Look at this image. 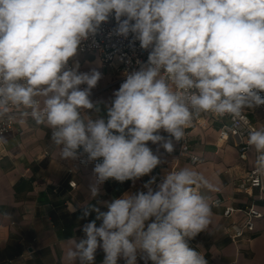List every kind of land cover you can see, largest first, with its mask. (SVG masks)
<instances>
[{
	"label": "clouds",
	"instance_id": "obj_1",
	"mask_svg": "<svg viewBox=\"0 0 264 264\" xmlns=\"http://www.w3.org/2000/svg\"><path fill=\"white\" fill-rule=\"evenodd\" d=\"M110 17L108 36H131L148 55L124 71L102 113L90 99L102 65L80 71L77 57ZM262 92L264 0H0V122L45 126L60 159L86 166L102 158L78 205L81 219H96L83 225L85 238L67 240V264H95L98 247L103 264H137L138 253L144 264H208L189 246L213 215L198 190L212 185L194 167L166 171L158 184L152 177L146 191L103 202L107 211L92 201L109 179L134 182L161 165L148 142L171 154L206 113L247 123ZM245 143L264 176V126H249ZM67 210L77 207L67 202Z\"/></svg>",
	"mask_w": 264,
	"mask_h": 264
},
{
	"label": "crops",
	"instance_id": "obj_2",
	"mask_svg": "<svg viewBox=\"0 0 264 264\" xmlns=\"http://www.w3.org/2000/svg\"><path fill=\"white\" fill-rule=\"evenodd\" d=\"M77 59L80 71H88L98 63L102 65L96 51L79 54ZM99 70L102 78L92 89L90 99L101 102L104 113L105 106L110 104L114 91L123 81H115L112 68L102 66ZM260 94L264 97V93ZM248 115L255 127L264 126V105L249 110ZM219 126L218 121L210 123L207 120L206 126L188 130L189 145L200 158L196 165L186 158H178L179 143L174 142V152L169 154L162 147L157 153L159 146L148 142L153 152L161 157V165L134 182L109 179L100 185V203H92L100 211H107L103 202H111L125 192L146 191L143 188L146 182L156 177L158 184L165 172L175 166H192L212 185L198 190L208 200L213 215L208 230L191 239L189 246L203 253L208 264H264V217L256 220L249 240L233 242L227 231L231 219L222 215L224 206L241 207L248 201H255L264 210V205L256 198L257 190L253 192L254 197L233 190V182L253 167L255 151L250 148L241 157L231 140L219 142ZM161 134L168 135L162 130ZM0 137L6 141L0 144V264H67L64 257L67 240L85 238L83 225L96 219V212L81 219L82 209L78 205L88 198L90 186L95 183L94 166L102 162V158L86 166L78 160L60 159L51 143L50 131L31 118L24 125L15 123L12 130ZM70 181L76 183L74 188L68 185ZM217 198L223 203L212 205V200ZM67 202L77 207L76 212L67 210ZM96 222L97 226L101 223ZM140 255L138 253L137 264H144ZM104 258L105 253L98 247L95 264H103ZM117 264H125L124 258H118Z\"/></svg>",
	"mask_w": 264,
	"mask_h": 264
},
{
	"label": "built area",
	"instance_id": "obj_3",
	"mask_svg": "<svg viewBox=\"0 0 264 264\" xmlns=\"http://www.w3.org/2000/svg\"><path fill=\"white\" fill-rule=\"evenodd\" d=\"M115 26L116 21L113 17H110L107 22L102 24L100 31L94 39L90 38L88 41L84 42L82 51L79 54L96 51L99 55L102 66L114 70L115 81L117 82L124 80L123 73L125 70H131L134 67H138L136 65V60L146 62L148 53L140 48L138 41H135L134 43L131 42V36H129L128 39L117 37L115 35L109 37L108 33H110ZM244 117L247 120V123L243 120L234 123L228 116L216 117L211 113H207L206 116L202 114L186 129L185 138L179 143L177 152L178 158H186L192 165H196L200 161V158L193 153L189 145L188 130L194 126H206L207 120L210 123L216 121L220 123L218 128L219 142L225 143L231 140L238 149L240 156L243 157L250 149L245 143L248 127L254 126L248 112H245ZM14 124L15 122L10 121L0 122V136L12 130ZM175 168L177 167L175 166L174 169ZM68 185L71 188H74L76 183L70 181L68 182ZM233 190L236 193L250 197H254L253 192L254 190H257L256 198L262 202V205H264V176L257 175L254 172V167L248 170L241 178L236 179L233 182ZM222 203V199L219 198L214 199L211 202V204L215 206L221 205ZM262 208H264V206H262ZM222 215L227 219H231L227 226V231L229 232L231 240L233 242L240 240L247 241L249 240L251 233L254 231L256 220L264 217V210L260 209L255 201H248L241 207L224 206ZM234 215H236V218L233 217Z\"/></svg>",
	"mask_w": 264,
	"mask_h": 264
}]
</instances>
